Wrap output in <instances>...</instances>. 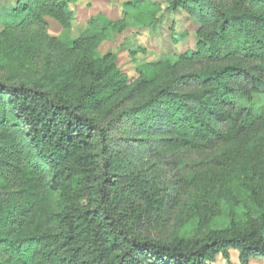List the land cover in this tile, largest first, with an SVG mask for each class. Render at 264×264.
Segmentation results:
<instances>
[{
    "label": "trees",
    "instance_id": "trees-1",
    "mask_svg": "<svg viewBox=\"0 0 264 264\" xmlns=\"http://www.w3.org/2000/svg\"><path fill=\"white\" fill-rule=\"evenodd\" d=\"M202 1L165 0L166 11L189 13L191 5L200 7ZM257 1L264 8V0ZM30 5L18 4L14 15L28 12ZM159 10L148 0H134L125 4L120 20L92 19L93 31L120 32L130 26V17L142 27L151 26L157 23ZM210 17L216 27L204 46L214 45L208 52L239 61L171 79L135 109V117L155 124L164 105L169 118L163 123L171 122L175 147H201L213 140L229 143L225 153L229 186H224V192L244 189L257 210V220L247 213L241 222L233 215L225 229L209 231L198 241L177 236L164 240L145 228V212L134 217L124 211L113 197L119 187L110 174L108 125L99 124L85 110L110 100L129 78L116 68L114 57L82 53L62 71L66 78L55 87L0 79V124L7 119L15 122L29 147L27 161L36 169L44 168L55 195L52 210L40 217L43 231L16 242L3 235L14 218L11 209L0 204V246L8 247L10 257L20 258L22 264L28 258L37 264H209L219 254L227 259L230 249L238 252L240 264L264 257V102L251 101L249 95L264 96V77L242 66L246 61L264 62L263 52H253L261 43L250 27L253 23L264 27V15L214 11ZM160 68L157 63L143 65L137 73L148 79L150 72ZM241 75L247 77L248 90H235L228 82ZM188 79L198 83L200 90L170 98L172 87ZM218 176L203 170L190 180L198 195L194 214L203 227L210 222L207 202L211 191L219 189Z\"/></svg>",
    "mask_w": 264,
    "mask_h": 264
},
{
    "label": "rangeland",
    "instance_id": "rangeland-1",
    "mask_svg": "<svg viewBox=\"0 0 264 264\" xmlns=\"http://www.w3.org/2000/svg\"><path fill=\"white\" fill-rule=\"evenodd\" d=\"M133 1L0 0V79L40 81L55 87L66 78L62 71L82 53L114 57L116 68L129 82L110 100L85 113L99 124L108 125L110 174L119 187L113 197L120 207L134 217L145 212V228L164 240L177 236L198 241L209 231L225 229L233 215L241 222L246 221L247 213L257 220V210L248 202L244 189L236 187L224 192V186H229L230 169L225 157L229 143L213 140L201 147H175L171 122L163 123L164 118H169L165 116L166 106H160L162 117L155 124L136 118L135 109L173 78L189 76L204 67L238 62L237 58L222 59L218 53L208 52L214 45L204 46L212 40L216 27L210 16L214 11L264 15L263 6L257 0H203L200 7L191 5L189 13H171L166 11L165 0H148L160 7L157 23L142 27L130 17V26L120 32L93 31L92 19L120 20L125 4ZM20 3L31 4V8L14 15ZM250 27L261 43L253 52L264 53L263 25L253 23ZM154 63L161 68L150 72L148 79L144 73H137L138 67ZM242 66L264 77L263 61H246ZM228 82L235 90L250 88L245 75ZM200 88L188 79L185 84L173 86L169 97L184 96ZM257 89L262 91V86ZM249 95L251 101L264 102L263 95ZM7 121L0 124V204L10 208L14 218L3 235L16 242L43 231L40 217L52 210L55 195L47 185V175L41 170L44 168L36 169L27 161L29 147L21 130L15 122ZM219 129L224 127L220 125ZM203 170L219 175V189L212 190L208 197L210 222L205 227L194 214L198 195L190 182L195 173ZM0 247V264H22L20 258L10 257L8 247ZM228 255L226 259L219 254L209 264H240L238 252L230 249ZM25 264L37 263L28 258ZM248 264H264V257L251 259Z\"/></svg>",
    "mask_w": 264,
    "mask_h": 264
}]
</instances>
